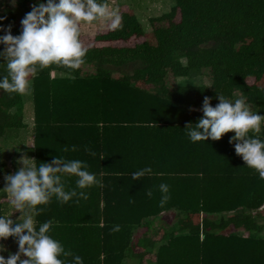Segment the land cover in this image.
I'll return each mask as SVG.
<instances>
[{
	"label": "trees",
	"instance_id": "obj_1",
	"mask_svg": "<svg viewBox=\"0 0 264 264\" xmlns=\"http://www.w3.org/2000/svg\"><path fill=\"white\" fill-rule=\"evenodd\" d=\"M81 1L17 0L26 25L0 11V151L27 126L19 75L33 79L35 222L17 237L36 246L35 264H264V124L258 134L219 117L241 93L264 123V0H174L150 19L155 43L133 42L144 26L122 11L88 47L65 9ZM207 73L210 85L169 81ZM108 117L137 125L129 160L69 157L66 126Z\"/></svg>",
	"mask_w": 264,
	"mask_h": 264
},
{
	"label": "rangeland",
	"instance_id": "obj_2",
	"mask_svg": "<svg viewBox=\"0 0 264 264\" xmlns=\"http://www.w3.org/2000/svg\"><path fill=\"white\" fill-rule=\"evenodd\" d=\"M173 4L174 0H82L77 5L67 6L65 9L70 14L75 25L81 28V35L83 36L82 46L88 47L90 45H93V43L95 42V36L98 33H105L115 28L119 24L120 13L122 11L135 13L144 26L145 36L138 39H133V42H140L143 39H148L149 41L155 43L156 38L150 19L151 17L159 16L164 12L169 11ZM6 6L12 8V10L16 13V15L18 16L17 18L21 20H19L20 24L26 25L27 23L29 24V22H31L32 15L28 13L26 9L20 8L17 0H0V11H4ZM177 19H179V15L177 16ZM53 22L55 23L57 21ZM33 35L34 33L31 32L30 35L28 37H25L22 42L20 41L19 43L15 44L13 46L15 50H26L33 39ZM18 79L20 81V85L24 94V99L28 100V98L30 97V88L28 87L29 80L31 79L30 73H21ZM248 81L250 83H253L255 80L253 78H249ZM210 82L211 81L209 73L195 78L187 76L176 78V83L178 84H196L197 86H202L210 85ZM259 82L260 84L264 85V78H262ZM252 107L254 108L253 105H249L244 100L241 93H236L234 98L230 100V103L221 110L219 117L224 121L241 125L242 127L250 129L259 134L262 131L264 123L256 121L253 118L254 109ZM28 118L29 117L25 118V120L28 121ZM3 151H0V205H2V207H0V244L3 239L5 240L7 238V240H9L10 236H14L15 231L17 230V227L12 223L13 221L10 222V226L7 225L5 227L3 223L4 218H7L5 214L11 215L12 218H15L18 210L16 208V205L18 206L19 204L18 207L20 208L21 212H23L25 208V205L20 206L21 202L24 201H16L15 199L17 195L14 194L19 193L18 190L20 189H27V187L24 184H19L18 189L14 185V181H12V184H10V186L8 187V175L9 173L10 175L11 173L12 175H17V171L21 172V169L25 170V172H28L27 174H30V172H32V168L29 162L25 164L19 154L13 151H11V153L9 151ZM7 187V191L10 196V198L8 199L6 197L9 196H1L2 190ZM29 196L27 195L25 196V198H28ZM24 217V220H26V222L28 223V217H26L25 215ZM163 220L167 223H170L173 221V216L171 214L165 215ZM21 225L22 224H19V226ZM25 254L27 255V253ZM11 257H13V261L8 260ZM25 258H27L25 259V264L31 262L30 257L28 258L26 256ZM21 260H24L23 255H12L11 253H9L6 259H3L0 262L1 264H21Z\"/></svg>",
	"mask_w": 264,
	"mask_h": 264
},
{
	"label": "crops",
	"instance_id": "obj_3",
	"mask_svg": "<svg viewBox=\"0 0 264 264\" xmlns=\"http://www.w3.org/2000/svg\"><path fill=\"white\" fill-rule=\"evenodd\" d=\"M84 69L86 72H89L91 68L88 66H85ZM54 77L63 78V77H66V75L58 74L57 72H55L52 75V78ZM120 77L121 75H118V74H113L112 76H110V78H120ZM77 81H81V79H78ZM169 81L172 83H176V78L171 76L169 77ZM63 85H64V89L68 90V87H69L68 84L63 83ZM28 87L30 88L29 90L30 97L28 98V100L24 99V104H25L24 114L26 118L29 117L28 121H26L27 126L20 131V134H19L20 140L18 141V143L13 144V145H8L5 147L3 145V148H2V151L4 150L3 152H8V151L10 153L11 151L16 152L17 154L21 156L25 164L29 162L32 168V172H30V174H27L28 172H25V170L21 169V172L17 171V175L16 174L12 175V173H11L12 176L10 175V173L8 175V178H9L8 187L10 186V184H12V181H14V185L18 189H19V184H24L27 187V189L26 188L23 190L20 189L18 190L19 193L14 194V195H17L15 199L16 201H19V200L24 201V202H21L20 206L25 205L24 206L25 208H24V211L22 209L23 212H21L20 208L18 207L19 204L18 206L16 205V208L18 210H17L15 218H12L11 215L5 214L7 216V218H4V222H3L5 227L7 225L10 226V222L13 221L12 223L14 224V226L17 227V230L15 231L14 236H10L9 240H7V238L5 240L3 239L0 244V261H2L3 259H6L9 253H11L12 255L19 254V255H23V258H24V260H21V264L26 263V260H25L27 259L25 258L26 256L28 258L30 257L31 262H29L28 264H35V256H36L35 255L36 246L32 243H28L17 237V234L21 229H32L34 227V222H35L34 216L32 214L33 208L31 207V203L35 197V191L29 182L30 180H33L36 175V170H35L36 169V150H35L36 124H35L34 87H33L32 78L29 80ZM22 95L24 98L23 91H22ZM80 100L81 99H79V101ZM88 103H89L88 104L89 107L86 106L87 110H90L89 108L92 107V109L97 111L100 115L103 113L102 117L107 115L103 111L105 109H102L103 104H101L100 100L98 101L91 100ZM105 120L107 123L103 122L102 120H99L98 123H94V124L92 123L68 124L66 126L68 127V136L64 137V141L68 140V156L70 157L74 153H77L85 157V156H90V155H97L99 151H106L108 154L116 156L117 158L123 155V159H125L123 161L129 160L124 151V147H125L124 145L125 144L128 145L132 140H134V137L136 135L134 133V129H137L136 128L137 125L136 124H119L115 122L110 123L108 122V120L110 121L113 120L110 117H108ZM47 138H48V142H50L51 138L49 137ZM119 145H120V148H119ZM105 154L106 153H103V152L99 153V155L102 158ZM106 186H107V190L111 189L108 193L109 196L107 197L109 200L107 205L109 206L111 205L110 198H112L113 195H117V188L115 187L116 188L115 190L114 187H111L110 185H106ZM8 187L2 190L1 196H5V195L9 196L8 191H7ZM101 188L102 190L104 189L103 186H101ZM99 189L100 188L96 186V193H94V195L96 196V199H95L96 202L100 201L98 202L100 209H103V206L106 205V201L105 199H103L104 193L102 194L99 193ZM98 193L99 195H101V197L99 198L100 200L97 199ZM27 195L29 197L25 198V196ZM6 198L7 199L10 198V196ZM91 199H93V197ZM114 205H116V202H114ZM125 205L129 206L131 204L128 202V204H125ZM0 207H2V205H0ZM24 215L28 217L29 219L28 223L26 222V220H24L25 218ZM19 224H22V225L19 226ZM25 253H27V255ZM12 258L13 257L9 258L8 260L13 261Z\"/></svg>",
	"mask_w": 264,
	"mask_h": 264
}]
</instances>
